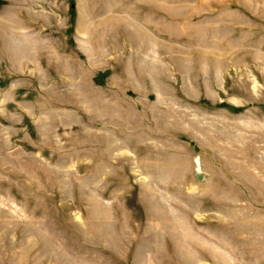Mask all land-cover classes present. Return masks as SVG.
Returning <instances> with one entry per match:
<instances>
[{
    "label": "rangeland",
    "instance_id": "obj_1",
    "mask_svg": "<svg viewBox=\"0 0 264 264\" xmlns=\"http://www.w3.org/2000/svg\"><path fill=\"white\" fill-rule=\"evenodd\" d=\"M24 1L0 264H264V0Z\"/></svg>",
    "mask_w": 264,
    "mask_h": 264
},
{
    "label": "crops",
    "instance_id": "obj_2",
    "mask_svg": "<svg viewBox=\"0 0 264 264\" xmlns=\"http://www.w3.org/2000/svg\"><path fill=\"white\" fill-rule=\"evenodd\" d=\"M30 1L31 0H26V1H24V3H20V2L17 3V5H19L20 7L13 8L14 18H16L15 20H18V21L23 20V21L37 27V29H39L41 27L39 19H35L31 15L29 16V14H27V10L25 9V7H23L24 5H22V4H25V2L30 4V3H32V1H35L37 5L39 3L37 0H32L31 2Z\"/></svg>",
    "mask_w": 264,
    "mask_h": 264
},
{
    "label": "trees",
    "instance_id": "obj_3",
    "mask_svg": "<svg viewBox=\"0 0 264 264\" xmlns=\"http://www.w3.org/2000/svg\"><path fill=\"white\" fill-rule=\"evenodd\" d=\"M3 4V0H0V5Z\"/></svg>",
    "mask_w": 264,
    "mask_h": 264
}]
</instances>
